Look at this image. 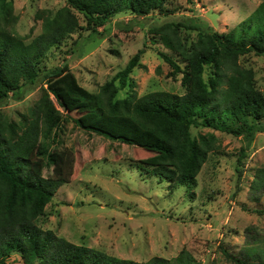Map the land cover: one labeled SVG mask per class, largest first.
<instances>
[{
  "label": "trees",
  "instance_id": "trees-1",
  "mask_svg": "<svg viewBox=\"0 0 264 264\" xmlns=\"http://www.w3.org/2000/svg\"><path fill=\"white\" fill-rule=\"evenodd\" d=\"M74 11L83 16L85 26ZM173 12L168 0H67V6L55 13L46 10L36 15L42 32L27 43L14 30L18 17L13 1L0 0V107L21 100L39 84L46 86L20 121L0 110V264H9L15 255L24 264L192 263V257L184 260L183 254L175 263L163 258L121 259L74 244L38 224L74 171L59 139L69 118L56 106V102L62 106L63 98L79 111L80 117L73 119L78 128L153 153L141 161L140 169L170 186L193 187L209 155L220 148L214 133L195 137L193 128L242 137L246 147L241 157L256 134L264 132V93L257 86L255 71L240 63L250 54L264 57V0L227 33H218L200 18L149 29L153 43L171 52L160 56L172 68V76L183 75V95L152 92L138 97L130 76L140 66L142 52L96 93L82 87L68 65L41 67L53 48L80 30L97 34L119 14L146 18ZM187 32L196 33V38L191 40ZM127 87L130 92L120 98ZM251 190L259 201L264 194V167L256 171ZM259 250L263 255L256 260L227 254L236 264H264V248Z\"/></svg>",
  "mask_w": 264,
  "mask_h": 264
},
{
  "label": "rangeland",
  "instance_id": "rangeland-1",
  "mask_svg": "<svg viewBox=\"0 0 264 264\" xmlns=\"http://www.w3.org/2000/svg\"><path fill=\"white\" fill-rule=\"evenodd\" d=\"M12 1L18 17L14 30L27 43L42 32V21L36 18L39 12L55 13L67 6V0ZM262 1L168 0L172 15L119 14L97 34L83 29L71 35L67 43L49 52L41 67L68 65L79 84L96 93L142 52L140 66L130 76L138 97L152 92L183 95V75L172 76V68L160 56L171 52L153 43L149 29L200 18L218 33H227L248 19ZM75 13L85 26L83 16ZM186 35L196 38L194 32ZM240 63L255 71L257 86L264 93V57L250 54ZM43 87H33L21 100H9L0 110L20 121L40 100ZM129 92L127 87L119 97ZM61 102L62 106L56 102L57 109L69 118L59 139L74 171L71 182L46 207L38 223L42 229L136 262L163 258L175 263L183 254L184 260L192 257L191 264H236L229 254L253 260L263 255L259 249L264 248V194L255 201L251 185L256 171L264 167V132L256 134L241 157L246 147L242 137L193 128L195 137L214 133L220 148L209 155L193 187H176L140 169L141 161L153 153L78 128L73 122L80 117L75 104L67 98ZM9 264L24 263L15 255Z\"/></svg>",
  "mask_w": 264,
  "mask_h": 264
}]
</instances>
